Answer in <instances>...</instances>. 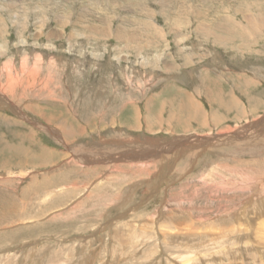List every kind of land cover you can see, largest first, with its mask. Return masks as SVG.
<instances>
[{
	"label": "rangeland",
	"instance_id": "obj_1",
	"mask_svg": "<svg viewBox=\"0 0 264 264\" xmlns=\"http://www.w3.org/2000/svg\"><path fill=\"white\" fill-rule=\"evenodd\" d=\"M178 254L264 264V0H0L3 261Z\"/></svg>",
	"mask_w": 264,
	"mask_h": 264
},
{
	"label": "bare ground",
	"instance_id": "obj_2",
	"mask_svg": "<svg viewBox=\"0 0 264 264\" xmlns=\"http://www.w3.org/2000/svg\"><path fill=\"white\" fill-rule=\"evenodd\" d=\"M14 83V82H13ZM261 120V119H260ZM181 124V123H180ZM205 124V123H204ZM134 125V124H133ZM262 125V124H261ZM260 126V125H259ZM253 127V126H252ZM263 127V126H262ZM245 132V131H244ZM247 132V131H246ZM245 132V133H246ZM55 135V134H54ZM241 136V135H240ZM244 137V136H243ZM189 139V138H188ZM191 140H193V139H191ZM196 140V139H195ZM200 140H198V142H199ZM197 142V141H196ZM197 142V143H198ZM205 144V143H204ZM214 144H215V142H214ZM237 144V143H236ZM184 145V144H183ZM191 145V144H190ZM193 145V144H192ZM191 145V146H192ZM202 145V144H201ZM213 145V144H212ZM194 146V145H193ZM197 146V145H196ZM199 146V145H198ZM209 147V146H208ZM169 149V148H168ZM175 149V148H174ZM178 149H180V148H178ZM191 149V148H190ZM148 150V149H147ZM147 150H140V151H138V152H133V153H131L132 155H146L147 156ZM150 150V149H149ZM185 150H186V148H185ZM189 150V149H188ZM180 152V151H179ZM183 152V151H182ZM148 153L149 154H151V151H148ZM75 154V153H74ZM87 154V153H86ZM198 154V153H197ZM97 155V154H96ZM88 156V155H87ZM86 156V157H87ZM94 157V156H93ZM171 157V156H170ZM174 228V227H173ZM166 230H168L169 231V229H166ZM164 232V231H163ZM167 232V231H166ZM165 232V233H166ZM146 232H140V235H146L145 234ZM161 233H162V231H161ZM161 235V234H160ZM165 235V234H164ZM171 235V234H170ZM162 237H164V236H162ZM167 237V236H166ZM171 237V236H170ZM215 238V237H214ZM168 239H170V238H168ZM171 239H172V237H171ZM176 239V238H175ZM218 243V242H217ZM217 247H219L220 248V246L219 245H216V247H214V249L216 250L217 249ZM184 251H186V250H184ZM198 251V250H197ZM199 251H201V250H199ZM206 252L205 253H207V251H209V250H205ZM186 253V252H185ZM190 253V252H189ZM200 254V253H199ZM220 254H221V250H220ZM186 255H188L187 253H186ZM190 255V254H189ZM201 255V254H200ZM177 256V258L176 259H178V260H180V261H182L181 263L182 264H186L187 262H188V256L187 257H185V255L184 254H178V255H176ZM175 256V257H176ZM195 256V255H194ZM209 256V255H208ZM5 257V255L4 256H0V264H6L4 261H3V258ZM192 257V256H191ZM7 258H9L8 256H6L5 257V260H7ZM175 259V258H174ZM69 262H70V259H68V260H66V261H62L61 259H59V258H53V259H50V260H48L47 261V263L46 264H69ZM71 263V262H70ZM180 264V263H179Z\"/></svg>",
	"mask_w": 264,
	"mask_h": 264
}]
</instances>
